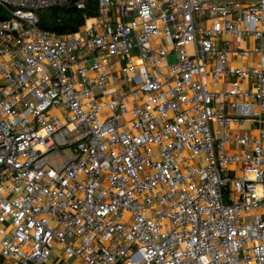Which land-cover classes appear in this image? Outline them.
Instances as JSON below:
<instances>
[{
	"label": "built area",
	"instance_id": "obj_1",
	"mask_svg": "<svg viewBox=\"0 0 264 264\" xmlns=\"http://www.w3.org/2000/svg\"><path fill=\"white\" fill-rule=\"evenodd\" d=\"M74 1L0 0V264H264V0Z\"/></svg>",
	"mask_w": 264,
	"mask_h": 264
},
{
	"label": "trees",
	"instance_id": "obj_2",
	"mask_svg": "<svg viewBox=\"0 0 264 264\" xmlns=\"http://www.w3.org/2000/svg\"><path fill=\"white\" fill-rule=\"evenodd\" d=\"M84 9H79L76 2H69L48 9L38 10L40 26L44 30L58 34H71L78 31L85 23V16L98 15V0H82ZM4 17L0 16V20Z\"/></svg>",
	"mask_w": 264,
	"mask_h": 264
},
{
	"label": "crops",
	"instance_id": "obj_3",
	"mask_svg": "<svg viewBox=\"0 0 264 264\" xmlns=\"http://www.w3.org/2000/svg\"><path fill=\"white\" fill-rule=\"evenodd\" d=\"M250 63V60L248 59H238L237 61H236V64L237 65H247V64H249ZM247 126L248 125H243V126H237V127H235L234 129H233V131L234 132H243V131H245V129L247 128Z\"/></svg>",
	"mask_w": 264,
	"mask_h": 264
},
{
	"label": "rangeland",
	"instance_id": "obj_4",
	"mask_svg": "<svg viewBox=\"0 0 264 264\" xmlns=\"http://www.w3.org/2000/svg\"><path fill=\"white\" fill-rule=\"evenodd\" d=\"M257 128H258L257 125H253V127H252L253 130H256ZM46 264H53V263H46ZM54 264H64V263H63V260H61V259H56V260L54 261Z\"/></svg>",
	"mask_w": 264,
	"mask_h": 264
}]
</instances>
